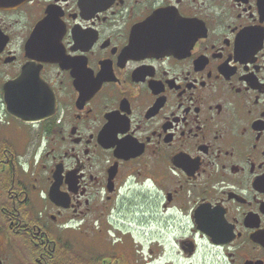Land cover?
Returning a JSON list of instances; mask_svg holds the SVG:
<instances>
[{
	"label": "flooded vegetation",
	"instance_id": "flooded-vegetation-1",
	"mask_svg": "<svg viewBox=\"0 0 264 264\" xmlns=\"http://www.w3.org/2000/svg\"><path fill=\"white\" fill-rule=\"evenodd\" d=\"M0 264H264V0L0 6Z\"/></svg>",
	"mask_w": 264,
	"mask_h": 264
},
{
	"label": "water",
	"instance_id": "water-1",
	"mask_svg": "<svg viewBox=\"0 0 264 264\" xmlns=\"http://www.w3.org/2000/svg\"><path fill=\"white\" fill-rule=\"evenodd\" d=\"M29 1H31V0H0V6L24 4L25 2H29ZM8 88H9V86H8Z\"/></svg>",
	"mask_w": 264,
	"mask_h": 264
}]
</instances>
